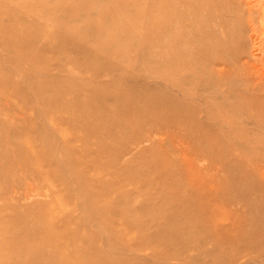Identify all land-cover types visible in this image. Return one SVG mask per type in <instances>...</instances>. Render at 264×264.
Listing matches in <instances>:
<instances>
[{"label": "rangeland", "instance_id": "1", "mask_svg": "<svg viewBox=\"0 0 264 264\" xmlns=\"http://www.w3.org/2000/svg\"><path fill=\"white\" fill-rule=\"evenodd\" d=\"M161 1L0 0V264L66 259L72 240L82 244L84 226L106 236L107 224L130 246L114 253L131 264H264V226L258 236L253 230L264 225V15L257 55L249 53L248 32L240 60L224 65L209 61L219 49L191 24L198 18L182 14L188 23L176 28L178 44L190 56H181L177 73L164 72V51L154 42L161 32L151 30L165 19ZM174 76L185 77L182 98L195 105L196 123L180 111L170 119L175 109L151 102L147 115L115 111L124 103L119 94L140 91L138 101L141 91L176 94L165 79ZM191 194H206L212 221L194 212L197 201L176 199ZM168 205L177 217L163 216ZM142 208L157 222L127 232L123 218L145 223ZM159 222L187 226L179 254L165 255L176 243L149 238ZM31 229L51 231L47 243L60 248L2 244ZM204 229L213 234L197 238Z\"/></svg>", "mask_w": 264, "mask_h": 264}, {"label": "bare ground", "instance_id": "2", "mask_svg": "<svg viewBox=\"0 0 264 264\" xmlns=\"http://www.w3.org/2000/svg\"><path fill=\"white\" fill-rule=\"evenodd\" d=\"M161 6H162L161 11H163L162 15L165 17V19L162 21L157 20V24L153 25L151 30L152 32H161L156 38L154 37V42L160 43L161 44L160 46L164 51V56H165V62H164L165 65L163 64L164 72L177 73V71L180 68V64L183 62L180 61L181 56L182 55L190 56V53L180 44H178L179 41L183 39V36L182 35L177 36V34L179 33L176 31V28L180 25H183L185 22L188 23L187 19H184L181 16L182 14L183 15L189 14L193 17L198 18L196 21L192 20L191 24L193 26L194 25L196 26L199 35L205 31L206 33H208V37L212 42L214 51L217 48L219 49L218 52L215 51L217 52L216 54L217 57L213 58V60L210 57L211 60L209 61H211L212 64H216V62H221L224 65H230L231 63L237 62L238 60H240L241 54H237L236 52L239 49L243 48V46L244 48L247 47L249 44L247 43V41L252 44L251 45L252 49L249 51L250 55L255 57L258 53L257 51L258 45L254 44L255 43L254 41L257 37H255L254 35H256V29H257V24L259 23L260 14L264 15V0H162ZM202 15L207 16L206 21L199 20V17H201ZM0 28H2L1 25ZM248 32L250 33L248 34ZM245 34L246 35L248 34L246 36L247 41H245V43H241L240 39L244 38ZM29 39H30V35L27 34V36L21 39V42L24 45L29 44ZM203 40L205 39H203V37L200 36L198 42L202 44L203 42H205ZM196 52L198 56H201V52H199L198 50ZM191 54L194 57L195 52ZM204 55H206V52L204 53ZM184 78L185 77L182 78L178 76L165 78L171 84L172 87H175V90L177 91L176 94L173 95L165 94L164 92L162 93L160 92V94H164V96L153 95L151 93L145 94L141 91L142 98L140 101H138L137 94L140 91H135V93L130 94V96H125V93L119 94L118 96L123 98L124 103L115 104L116 106L115 111L121 113L124 116H129L134 113L135 115L136 114L147 115L150 111H153L151 110L153 107L151 106V108H149L148 106V103L151 102V105L163 104L167 108L175 109L177 112L175 114L174 113L171 114L170 119L178 115L180 112H182L189 117L190 122L196 123L195 121L198 119L195 118L196 117L195 105L192 103L191 100L189 99L183 100L182 98L183 94H185V92H188V90L184 88V84H183L185 81ZM249 82L250 79L248 77V79H245L244 83H249ZM60 86H62L64 90L69 91L71 93L76 92V91H71L73 90L72 86H66L64 84ZM133 88L135 89V87ZM244 89L246 93L251 92L247 90L249 89L247 87H245ZM254 90H256V88ZM58 91L61 92L60 89H58ZM163 91H167V90H163ZM179 95H181V97H179ZM88 96H89V100L91 101L93 99L92 94L89 93ZM69 106L73 107L70 104ZM102 108H104V106H102ZM150 116H152V113ZM122 117L123 116H121V118ZM153 118L156 121L161 120L160 119L161 115L157 113H153ZM249 119L251 120L253 118H249ZM254 133L255 132H253V134ZM165 165L166 164H162L161 166H165ZM261 171L263 172L264 170ZM250 184H252V182ZM252 186L254 187L253 184ZM204 195L206 196V194ZM204 195L202 197H199L197 194L195 195L191 194L185 197L178 196L176 199L179 202H186V203L187 201H191V202L197 201V206L195 207L194 212L196 214L201 213L200 214L201 216L204 215L205 221H209V220L212 221L213 213L211 211L212 208L209 205V198L205 197ZM24 198H29V196L24 194ZM154 208H157V210H155L156 212L159 211L158 206ZM162 208L166 210L164 211L165 213L163 215L164 217L175 218L178 216V214L173 210V208H171V205L163 206ZM141 210H143V213H145L146 215L145 223H140L135 220L129 219L127 218V216L123 218L124 229L127 232L141 231L144 229L146 223L157 222V220H155L153 217L155 216V214L149 215L148 213H146L149 212L148 210L144 211L146 209L143 208ZM22 216L23 215H18V218L20 219L22 218ZM95 217L96 215L93 213L91 215V218L93 219ZM83 223H86V221H83ZM157 225L159 227L155 229L156 230L155 233L149 235V238L154 239L156 243L158 242L167 243V244L169 242L176 243L178 245V248L175 249L176 251H173L174 253H168L165 255L174 256L179 254L186 246V244L183 242L184 240L182 239L183 235L180 233L187 231V226L185 225L181 226L180 224L181 227L169 229V227L165 223L163 224L159 222ZM213 225H216V223ZM106 226H108V228L110 229L109 234L106 236L105 235L101 236L95 230L91 233H86L84 226V230H83L84 233L83 236L81 237L83 240L82 244L81 243L74 244L75 242L72 240L74 239V236L71 234L69 236V238L72 240L71 245L69 247L70 254L67 256L66 259L63 258L62 260H57L55 259L54 256H52L51 260H49L48 257L44 262H37L35 261L34 257H31L30 262L29 261L28 262L31 264H47V262H50L51 264H131L130 260L127 257H124L122 255L117 256L116 255L117 253H114L116 251H118L119 253H125V251L128 250L130 246L126 243V241H124L120 237V235H118L116 230L111 228L110 224H107ZM255 226L253 227V230H256L257 233H254V236H258V234H260L259 231L264 225H260V226L258 225V227ZM233 228L241 232L243 229H245V225L241 222H238L237 224L234 225ZM207 234H213V232H209L204 229L197 233V238H201V237L203 238ZM51 236H52L51 231L45 230L43 232H40L38 229L36 230L31 229L28 231L17 232L11 241L6 240L2 244H9L11 248H17L20 251H25L27 249L32 251L34 250V252L35 251L43 252L45 248L47 251H51L53 246H55L56 249H59L60 245L58 243H55V245L53 246L50 245V243H47L48 238ZM141 236H143V234H141ZM100 237L101 239L103 237V239L99 244L98 239ZM36 238L40 239V242H35ZM140 238L141 237L139 236V240ZM42 243L45 244L42 245ZM113 246L115 247L114 249ZM252 246L253 245H251L250 247ZM4 249L5 247L0 245V253ZM110 251L111 253H109Z\"/></svg>", "mask_w": 264, "mask_h": 264}]
</instances>
